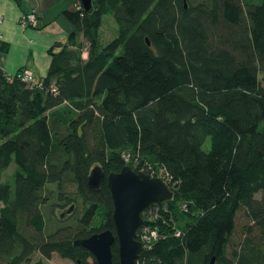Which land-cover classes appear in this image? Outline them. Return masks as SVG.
Masks as SVG:
<instances>
[{"label": "trees", "instance_id": "obj_1", "mask_svg": "<svg viewBox=\"0 0 264 264\" xmlns=\"http://www.w3.org/2000/svg\"><path fill=\"white\" fill-rule=\"evenodd\" d=\"M74 2L69 41L49 49L39 83L0 67V264L36 252L90 264L74 241L115 232L107 176L126 165L162 170L174 191L152 204L167 205L153 220L143 213L161 235L136 264H264V0ZM108 14L118 32L103 43ZM95 165L99 188L88 182ZM51 183L64 206L83 203L74 232L46 234ZM239 212L248 221L236 242Z\"/></svg>", "mask_w": 264, "mask_h": 264}, {"label": "water", "instance_id": "obj_2", "mask_svg": "<svg viewBox=\"0 0 264 264\" xmlns=\"http://www.w3.org/2000/svg\"><path fill=\"white\" fill-rule=\"evenodd\" d=\"M86 10L92 9L93 0H81ZM188 6L187 0H184ZM148 43L150 41L148 40ZM106 174L101 165H95L89 175V185L99 188ZM114 203L113 220L115 232L105 229L85 238L74 241L77 245L89 249L98 264H136L143 252V244L138 239V229L143 223V211L151 204L169 201L174 191L160 177L137 172L129 165L107 176ZM118 242L119 262L114 263L112 245ZM209 264H215V257Z\"/></svg>", "mask_w": 264, "mask_h": 264}, {"label": "crops", "instance_id": "obj_3", "mask_svg": "<svg viewBox=\"0 0 264 264\" xmlns=\"http://www.w3.org/2000/svg\"><path fill=\"white\" fill-rule=\"evenodd\" d=\"M74 5V0H0V67L8 73L29 68L37 78L46 76L51 65L49 49L56 42L69 41L73 26L63 11ZM33 10L37 12V25L24 28L20 19Z\"/></svg>", "mask_w": 264, "mask_h": 264}, {"label": "rangeland", "instance_id": "obj_4", "mask_svg": "<svg viewBox=\"0 0 264 264\" xmlns=\"http://www.w3.org/2000/svg\"><path fill=\"white\" fill-rule=\"evenodd\" d=\"M118 32V25L112 15H104L102 26L99 30V35L101 41L103 43H108L113 40ZM81 38V37H80ZM79 38V40H80ZM84 56L87 57L88 54L84 53ZM260 78L264 84V73L260 74ZM124 157L125 154H124ZM126 159V158H125ZM138 165V164H135ZM133 168V167H132ZM15 169V162L11 163V165L5 170L2 180L7 181L11 178ZM142 170V169H141ZM54 191V197L50 200V202L44 206V214L46 217V234H50L55 232L56 230L66 227L70 229L72 232L75 231L77 227V220L79 214L82 212L83 203L80 200L74 201V203H69L64 206V201L58 200L55 193L57 192L56 184H50ZM258 196H260L258 194ZM247 217L243 212H239V215L236 220V228L234 232V238L238 242L245 236L246 225H247ZM101 225L100 219L96 217L93 222V227H99ZM37 261H41V264H78V262L74 259L66 258L62 256L60 253H53L50 258L43 256L42 254L36 252L29 258V261L24 264H34ZM90 264H93L92 258H89Z\"/></svg>", "mask_w": 264, "mask_h": 264}, {"label": "built area", "instance_id": "obj_5", "mask_svg": "<svg viewBox=\"0 0 264 264\" xmlns=\"http://www.w3.org/2000/svg\"><path fill=\"white\" fill-rule=\"evenodd\" d=\"M37 12L36 10H33L32 12L25 13L21 19H20V24L26 28L29 26H36L37 25ZM3 21V17L0 16V23ZM3 43V35L2 32L0 31V47L2 46ZM14 77L21 79L22 81L26 82L30 86H34V84L39 83V79L35 76L33 71L29 68H22L19 71H17L14 75ZM126 161H129L130 156L128 154H125ZM143 172L145 171V168L142 166L141 167ZM150 174L152 177H160L162 179H165V176L163 175V171L160 170V173H158L156 170H152L149 168ZM167 182V181H166ZM158 203V202H156ZM154 204V203H153ZM151 206V208H149ZM147 210H145V219L146 220H153L154 217L157 216L159 208L162 207L163 209H167V205H150ZM153 206V207H152ZM144 220V216H143ZM144 222V221H143ZM143 224V223H142ZM177 235L181 234L180 230L176 231ZM161 233L159 232V229L155 226H153L151 223H145V225H141V229L139 227L138 229V239L139 241L142 242L143 244V251L144 249H150L154 242L157 241L160 238ZM143 253V252H142ZM142 255V254H141ZM140 255V256H141ZM140 258V257H139ZM139 258L137 259L136 263H141L139 262Z\"/></svg>", "mask_w": 264, "mask_h": 264}, {"label": "flooded vegetation", "instance_id": "obj_6", "mask_svg": "<svg viewBox=\"0 0 264 264\" xmlns=\"http://www.w3.org/2000/svg\"><path fill=\"white\" fill-rule=\"evenodd\" d=\"M139 172H140V171H139ZM147 208H148V207H147ZM147 208H146V209H147ZM146 209H145V210H146ZM145 210L143 211V213L145 212ZM143 213H142V215H143ZM99 232H100V231H99ZM96 233H97V232H96ZM76 240H77V239H76ZM74 244H75V243H74ZM76 245H77V244H76ZM81 246H82V245H81ZM84 248H85V247H84ZM86 249H87V248H86ZM88 250H89V249H88ZM89 251H90V250H89ZM90 253H91V256H92V257H90V258H92V260H93V257L95 258V256L93 255V253H92L91 251H90ZM95 260H96V258H95ZM96 262H97V261H96ZM97 264H98V263H97Z\"/></svg>", "mask_w": 264, "mask_h": 264}, {"label": "bare ground", "instance_id": "obj_7", "mask_svg": "<svg viewBox=\"0 0 264 264\" xmlns=\"http://www.w3.org/2000/svg\"><path fill=\"white\" fill-rule=\"evenodd\" d=\"M60 44V43H59Z\"/></svg>", "mask_w": 264, "mask_h": 264}]
</instances>
